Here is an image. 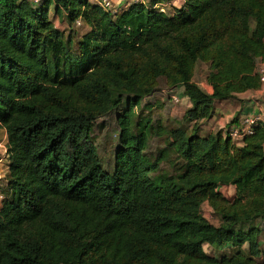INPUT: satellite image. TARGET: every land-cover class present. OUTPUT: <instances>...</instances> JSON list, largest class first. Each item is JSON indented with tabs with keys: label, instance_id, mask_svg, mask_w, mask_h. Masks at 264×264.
<instances>
[{
	"label": "trees",
	"instance_id": "1",
	"mask_svg": "<svg viewBox=\"0 0 264 264\" xmlns=\"http://www.w3.org/2000/svg\"><path fill=\"white\" fill-rule=\"evenodd\" d=\"M52 9L89 30L68 47ZM259 61L264 0H184L168 15L145 0L117 13L92 0H0V128L13 190L0 205V264H264L255 225L264 122L242 146L199 130L215 101L261 89ZM199 63L211 93L195 82ZM161 79L184 87L191 133L136 112ZM124 102L109 167L93 133ZM156 136L186 160L181 176L161 175L166 148L149 156ZM205 202L219 225L202 214ZM206 244L236 250L216 256Z\"/></svg>",
	"mask_w": 264,
	"mask_h": 264
},
{
	"label": "rangeland",
	"instance_id": "2",
	"mask_svg": "<svg viewBox=\"0 0 264 264\" xmlns=\"http://www.w3.org/2000/svg\"><path fill=\"white\" fill-rule=\"evenodd\" d=\"M164 3L167 4L165 1ZM122 5V4H120ZM118 5V7H120ZM128 5V4H126ZM54 10V9H53ZM54 13V14H53ZM51 14L52 19H54V15H56L55 10ZM84 28L83 26H74L73 29L70 30H61L63 34V41L69 47L70 44L76 42V37L80 38V33ZM80 31V32H78ZM79 35V36H78ZM208 73H209V66L206 63H199L195 73V82L205 91L210 90V86L208 83ZM263 92L258 93V97H253L252 100L258 102L264 99L262 96ZM173 95H177L181 97V101L179 103L174 102ZM253 95V94H252ZM252 95H243L242 98L232 99V103L240 104L241 107L244 105V102L247 101L249 98L251 99ZM261 97V98H260ZM126 99V98H125ZM124 99V101H125ZM147 105L148 107H146ZM189 100L185 97L184 94V87L177 86V87H169L166 83L165 79H161L159 87L157 88L156 92L144 99L136 108V112L138 114H142L143 116L151 115L153 120L160 121L168 130H174L176 128H184L188 133H191L193 130L194 122H185L183 116L188 109ZM229 105V103H228ZM234 105V106H235ZM125 102L122 108L98 119L96 127L93 133V140L95 144L98 146L99 153L102 156L103 160H105V165L112 167L114 164V155L116 152V146L118 143V134H119V125H118V116L120 113L125 111ZM230 107V105H229ZM228 111L224 112L223 116L226 115ZM231 111L227 113L230 114ZM235 116V115H234ZM244 116V115H243ZM239 117V116H236ZM235 117V118H236ZM235 118L232 120L226 121L223 125L224 128L220 129L219 131L229 130L230 127L234 124ZM222 121L223 118H220ZM199 130L203 135H207L209 132H212V127L210 128V121L205 120L200 122ZM208 126V127H207ZM217 129V127H216ZM218 131V132H219ZM228 132V131H227ZM167 150L168 152V159L165 160L161 164V175L163 177L166 176H181L187 166L186 160L182 157L178 156V154L168 146V143L165 141V136L161 137H152L150 140V145L148 148L149 156L153 159L158 156L163 149ZM9 158L7 154V133L6 130L1 127L0 128V205L2 200L5 198H10L13 195V190L9 188L8 185V176H9ZM223 191L225 192L224 188ZM228 195H233V190L229 189L227 191ZM202 214L214 225H219L221 223V217L214 211V208L209 202H205L202 205ZM255 225H258L262 228L263 232L260 237L261 242V250L262 255L260 259H264V221L259 220L256 222ZM233 249L231 245H211L206 244L205 251L208 254L216 255V256H223V255H231L233 253Z\"/></svg>",
	"mask_w": 264,
	"mask_h": 264
},
{
	"label": "crops",
	"instance_id": "3",
	"mask_svg": "<svg viewBox=\"0 0 264 264\" xmlns=\"http://www.w3.org/2000/svg\"><path fill=\"white\" fill-rule=\"evenodd\" d=\"M117 1H119V0H117ZM145 1L146 2L152 1L153 3H164L166 1L172 10H174V9L178 10V9L182 8L183 4H184V0H145ZM128 6L129 5H126V3L125 4L122 3V5H120V7L118 8L119 12L127 9ZM53 11L54 10L52 9V11L50 12V15L53 13ZM54 23H55V26L57 28L59 27L62 30L66 29V30L71 31L73 29V27L67 22L66 14L63 12L60 14L54 15ZM88 30H89V26L84 24V28L82 30H80L81 31L80 36L84 35ZM80 31H78V32H80ZM209 86H210V84H209ZM208 92H210V93L212 92L211 86H210V90ZM259 92H263L262 96H264L263 90L262 91L261 90H249L245 93L238 94L237 95L238 97L236 99H238L239 97L242 98L243 95H249V94L252 95L253 94L251 99L249 98L247 101H245L244 105L242 107L240 104L235 105L236 104L235 102L232 103V101H231L232 99L215 101V103H214L215 113L210 119H208V121H210L209 126H210V128L212 127V132H209L208 134H210V133L216 134L220 129L224 128L223 124L226 121H228L230 119L233 120L236 116H239V117H236L235 120H237L238 118H239V120L235 121L234 123H238V124H240L241 121L243 120V118L246 116L262 115L264 118V99H262V101H258V102L252 100L253 97L259 96L258 95ZM186 98L189 100L188 108H190L192 106V102L188 97H186ZM228 103H229L230 107H229ZM226 111H228V112L231 111V112L229 115H227V113H228L227 112L226 115L223 116L224 112H226ZM220 118H223V120L221 121ZM216 127H217V129H216ZM227 131L228 130L223 131L224 135H226ZM244 141H245V138L238 139L237 145L242 146L244 144ZM223 188H224L225 192L223 191ZM229 189H231V190H233V192H235L231 196L228 195V193H227V191ZM219 190H221V192H223L224 195L227 196L228 198H232L237 194V188L235 186H223V187H220ZM231 247L234 248L233 246H231ZM233 250L235 251L236 249H233Z\"/></svg>",
	"mask_w": 264,
	"mask_h": 264
},
{
	"label": "built area",
	"instance_id": "4",
	"mask_svg": "<svg viewBox=\"0 0 264 264\" xmlns=\"http://www.w3.org/2000/svg\"><path fill=\"white\" fill-rule=\"evenodd\" d=\"M34 2H40L42 0H32ZM93 2L99 4L102 6L105 10L113 11L114 13L119 12L118 5L120 4H128L134 2H144V0H92ZM154 8L157 9L159 12L163 14H174L176 12V9L172 10L170 6L166 3H154ZM82 20L79 19L77 21V25H81ZM256 73L260 78L261 81V91H264V61H259L256 68ZM181 97L177 95H173V100L176 103H179L181 101ZM264 122V118L262 115H252V116H246L243 118L240 124H234L230 127L227 134L232 138V140L237 144L238 139L245 138L248 135H251L254 132V127L259 123Z\"/></svg>",
	"mask_w": 264,
	"mask_h": 264
}]
</instances>
